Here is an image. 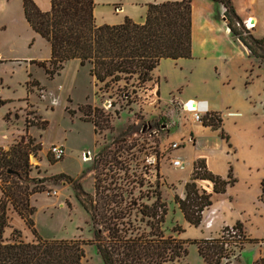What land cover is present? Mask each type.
Returning <instances> with one entry per match:
<instances>
[{"label":"rangeland","instance_id":"374dc122","mask_svg":"<svg viewBox=\"0 0 264 264\" xmlns=\"http://www.w3.org/2000/svg\"><path fill=\"white\" fill-rule=\"evenodd\" d=\"M32 1L48 4V0ZM145 2L152 0H94L106 19L114 18L111 14L119 6L135 10V17L144 10L141 3ZM0 15L1 23L8 28L0 32L2 52H11L12 47L11 53L46 55L45 43L37 41L38 36L20 23L18 3L8 7L5 0H0ZM15 58L0 57V156L8 153L9 157L12 148L20 146L27 158L26 165L16 171L0 164V203L2 189L14 183L32 192L28 199L34 212L33 227L29 228L8 203L4 239L18 236L25 242L34 241V229L42 239L87 242L93 239L96 228L107 236L99 223L108 218L110 209L129 210L131 215L125 216L123 223L130 219L133 225L143 227L147 219L143 218L141 223L137 211L154 202L155 190L160 194L163 190L161 200L165 203L170 202V194L181 190L189 178V167L185 164L183 169H173L165 157L186 147L181 144L164 153L171 141L169 129L174 127L172 111L183 103L180 100L190 88H185L181 78L174 75L168 65L171 63L156 67L151 72L152 80L142 86L144 89L136 97L131 94L127 98L125 94L117 96L115 88L99 90L102 85L89 76L88 67H80L76 60L64 63L58 74L49 78L41 68L34 67L36 64L28 67L20 58ZM130 84L132 81L127 85L129 90ZM122 85L123 82L119 84ZM234 139V160L245 161L257 178L260 174L264 176V126L235 134ZM52 145L65 148L66 154L61 160L55 161L50 156L48 150ZM148 153L156 154L153 166L157 173L153 167L144 166L143 155ZM179 159L183 163L184 159ZM229 173L235 181L226 189L239 196L237 203L245 208L251 203L258 206L264 203L260 196L264 183L260 188L251 184L244 192V172L237 171L235 162H230ZM195 183L211 186V192L204 187L202 190L210 195L214 193L210 181L196 180ZM105 194L116 196L105 204ZM83 251L81 264H103L94 245L85 244ZM187 252L186 260L176 264H204L195 245H188ZM259 260H264V242L260 240L244 244L235 260L223 259L221 264H254Z\"/></svg>","mask_w":264,"mask_h":264},{"label":"trees","instance_id":"16d2710c","mask_svg":"<svg viewBox=\"0 0 264 264\" xmlns=\"http://www.w3.org/2000/svg\"><path fill=\"white\" fill-rule=\"evenodd\" d=\"M211 1L223 7L226 27L231 35L242 43L253 58L263 64L264 38L255 39L243 29L231 0ZM21 2L30 29L49 44L50 58L38 63L49 78L57 75L64 63L76 60L80 67H88L89 76L102 85L99 90L112 91L115 88L117 96L125 94L128 98L133 94L136 97L138 91L144 89L142 86L152 80L151 72L161 60L191 58V0L148 3L145 4L146 11L141 23L125 18L120 24L101 26L94 22V0H50V8L46 12L41 11L32 0ZM130 81L131 90L127 86ZM122 82L123 85L119 86ZM203 125L217 130L220 128V117L213 114L203 121ZM219 136L227 139L221 130ZM7 155L0 156V164L14 171L26 165L27 153L20 146L13 147L10 156ZM154 171L157 173V168ZM196 180L210 181L214 193H224L226 187L235 181L230 173L226 180L211 174L203 160L193 163L190 180L184 184V197L181 199L174 195L173 202L186 222L194 227L199 226L203 210L211 205V195L199 189ZM2 194L0 264H81L85 244L95 246L103 264H173L186 257L188 245L196 246L198 255L205 263L221 264L223 259L235 260L244 244L258 243V240L246 237L239 223L232 228L242 238L233 249L224 248L227 238L221 235L189 241L166 235L163 224L168 209L158 189L154 193V202L150 206L141 205L142 208L137 211L141 223L143 218L147 219L143 227L133 225L130 219L123 223L122 219L131 215L129 210L110 209L108 218L101 219L99 223L107 231V236H103L96 228L93 230V239L87 242L42 239L34 229V241L25 242L18 236L4 239L2 234L8 221L6 205H12L29 228L33 227L34 209L28 199L32 192H28L27 188L12 183L2 189ZM115 196L105 194V204L112 202ZM261 197L264 199V189ZM181 231L178 225L171 229L172 233ZM228 231L229 227L221 230ZM260 242H264V239ZM254 264H264V260Z\"/></svg>","mask_w":264,"mask_h":264},{"label":"crops","instance_id":"0c3cea01","mask_svg":"<svg viewBox=\"0 0 264 264\" xmlns=\"http://www.w3.org/2000/svg\"><path fill=\"white\" fill-rule=\"evenodd\" d=\"M20 1L5 0L8 7L13 3L19 4L20 23L25 30L30 29L25 21ZM166 1L178 0H152V2L141 3L144 10L137 13V15L142 14L139 18L136 17L137 15L134 17L135 10L130 9L131 12L129 9L119 6L116 11L113 8L114 14L111 15L114 18L109 17L108 19L100 6L95 3L94 22L97 26L116 25L122 23L125 18H129L136 23H141L146 11L145 4ZM36 4L43 12L50 8V0L47 5ZM231 4L242 25L246 27L248 22L251 25L248 28V33L255 39L264 38V0H231ZM190 6L191 58L175 61L163 59L157 67H162V63H171L168 65L174 71V75L177 74L181 78L185 88H190L180 102L185 104L191 101H205L210 112L220 117V128L213 130L209 126L193 122L190 114L183 112L181 104H177V107L173 109L171 125L174 127L169 129V134L172 133L171 136L169 135L170 142H184L182 146L186 149L177 154H167L165 158L170 163V160L182 157L184 159L182 160V169L185 164L189 167V178L184 181L179 192L173 195L169 193L170 202H166L169 209L163 228L165 230L167 228L166 235H172L181 241H189L215 238L224 227H232L239 223L247 238L261 240L264 239V203L259 206L251 203L249 207L245 208L241 203L236 202L239 196L233 194L230 188H227L223 194L212 193L211 205L203 210L201 223L197 227L186 222L173 202L174 195L181 199L184 197V184L190 180L192 166L196 160H203L207 171L211 174L225 178L228 175L230 162H235L237 171L244 172V192L249 190L248 187L250 188L251 184L260 188L261 181L264 180V176L261 174L257 178L245 161L234 160L235 134H245L250 128L264 126V63L253 58L242 43L231 35L226 27V20L223 19L224 9L220 4L211 0H191ZM250 20L253 21L252 24ZM7 29V25L0 21V32ZM30 31L35 34L31 29ZM37 41L45 43L44 45L47 47L45 56L32 57L27 54L11 53L13 48L10 47L11 52L0 50V57L20 58L24 65L27 64L30 67L36 64L37 66L34 67L43 70L38 63L45 62L50 58V47L39 36ZM1 81L2 79H0ZM164 127L167 125L162 126L161 129ZM220 130L226 136V140L219 136ZM196 186L201 189L204 187L208 192H211V186L202 183H196ZM161 194L163 196L162 189ZM208 222H210L209 225H207ZM175 225L181 227L180 233L171 232ZM200 259L202 260L201 257ZM185 260L184 257L173 264ZM202 262L207 264L203 260Z\"/></svg>","mask_w":264,"mask_h":264},{"label":"built area","instance_id":"2783aa9c","mask_svg":"<svg viewBox=\"0 0 264 264\" xmlns=\"http://www.w3.org/2000/svg\"><path fill=\"white\" fill-rule=\"evenodd\" d=\"M246 25H247L246 27L244 26V28H245L244 30L248 31V28L250 26H249V24H246ZM236 26L239 27L238 24H236ZM244 35H246V34H244ZM189 103H193L194 106L192 107L191 104H189ZM181 107H182L183 112L190 114L192 121L195 123L203 124V121L205 119H208L211 117V115H213V113L210 112L208 105L205 101L200 100V101L186 102L185 104H181ZM215 115L218 116L217 114H215ZM183 143L184 142H169L167 148H165L167 151L165 150L166 152L165 151H164L165 153L163 152L164 155H166V153L168 151H170V149L179 148L180 145ZM48 151H49V154L52 157V159L55 161H59L65 156L64 147L61 145H52L49 147ZM148 154L149 155H147V154L143 155L144 166H145V168L153 167L155 169V167L153 165L157 161L156 154H154V153L153 154L148 153ZM170 165L173 168H177V169L182 168V162L179 158H175V159L170 160ZM209 224H210V222L207 223V225H209ZM220 235L227 238L226 242L224 243V248H228V249H233L234 246H236L235 244L239 243L241 241V238H242V236L239 235L237 230L232 228V227H229L228 232H221L220 231L219 236Z\"/></svg>","mask_w":264,"mask_h":264},{"label":"water","instance_id":"95a60500","mask_svg":"<svg viewBox=\"0 0 264 264\" xmlns=\"http://www.w3.org/2000/svg\"><path fill=\"white\" fill-rule=\"evenodd\" d=\"M223 19H225V18H223ZM251 21V24L253 23V21L252 20H250ZM249 23V22H248ZM191 106L193 107L194 106V104L192 103L191 104ZM86 157H87V154H86Z\"/></svg>","mask_w":264,"mask_h":264},{"label":"bare ground","instance_id":"6f19581e","mask_svg":"<svg viewBox=\"0 0 264 264\" xmlns=\"http://www.w3.org/2000/svg\"><path fill=\"white\" fill-rule=\"evenodd\" d=\"M189 104H192V103H189ZM83 160H86V159H83Z\"/></svg>","mask_w":264,"mask_h":264}]
</instances>
